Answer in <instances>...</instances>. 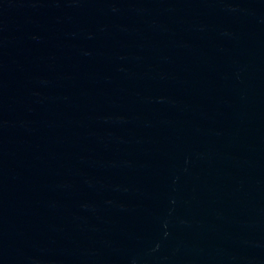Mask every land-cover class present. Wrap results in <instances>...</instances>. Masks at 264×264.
Returning <instances> with one entry per match:
<instances>
[{"label":"water","instance_id":"obj_1","mask_svg":"<svg viewBox=\"0 0 264 264\" xmlns=\"http://www.w3.org/2000/svg\"><path fill=\"white\" fill-rule=\"evenodd\" d=\"M0 264H264V0H0Z\"/></svg>","mask_w":264,"mask_h":264}]
</instances>
